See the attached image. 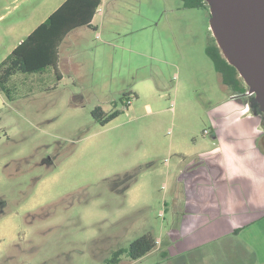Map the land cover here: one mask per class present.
<instances>
[{
  "label": "rangeland",
  "instance_id": "obj_1",
  "mask_svg": "<svg viewBox=\"0 0 264 264\" xmlns=\"http://www.w3.org/2000/svg\"><path fill=\"white\" fill-rule=\"evenodd\" d=\"M39 1L0 0L2 24ZM96 23L101 38L85 28L66 40L62 80L50 68L13 76L11 96L0 90V264H109L145 234L157 247L120 264L185 261L163 256L181 221L179 178L218 145L213 112L238 97L206 54L211 8L102 0ZM97 107L123 113L101 125Z\"/></svg>",
  "mask_w": 264,
  "mask_h": 264
},
{
  "label": "crops",
  "instance_id": "obj_2",
  "mask_svg": "<svg viewBox=\"0 0 264 264\" xmlns=\"http://www.w3.org/2000/svg\"><path fill=\"white\" fill-rule=\"evenodd\" d=\"M65 1L30 4L24 19L6 25L0 15V43L8 47L2 61ZM93 24L101 38L96 16ZM81 29L63 41L59 72L61 62L72 61L61 54L66 40ZM248 110L235 97L221 104L212 115L211 136L218 145L183 168L184 200L176 207L181 221L164 246L169 258L183 257V264L188 255L203 264H264V153L258 146L263 130L258 115Z\"/></svg>",
  "mask_w": 264,
  "mask_h": 264
},
{
  "label": "trees",
  "instance_id": "obj_3",
  "mask_svg": "<svg viewBox=\"0 0 264 264\" xmlns=\"http://www.w3.org/2000/svg\"><path fill=\"white\" fill-rule=\"evenodd\" d=\"M182 2L186 9L210 8L206 0H182ZM101 5L102 0H66L0 63V90L11 96L12 90L9 83L13 76L43 74L50 68H53L58 79L62 80L58 64L63 41L70 33L80 28L97 31L93 20ZM206 54L220 74L222 83L231 88L238 97L247 98L249 87L240 76L238 69L224 57L215 37H212V43L207 46ZM238 97L235 96V98ZM122 113V111L106 113L101 107H97L92 112L95 120L101 125H106ZM259 115L263 117L264 124V114ZM258 146L264 153V133ZM156 247L155 238L151 234H145L132 242L129 248L115 251L108 263L120 264L124 255L137 261ZM163 256L166 257L167 253L164 252Z\"/></svg>",
  "mask_w": 264,
  "mask_h": 264
},
{
  "label": "water",
  "instance_id": "obj_4",
  "mask_svg": "<svg viewBox=\"0 0 264 264\" xmlns=\"http://www.w3.org/2000/svg\"><path fill=\"white\" fill-rule=\"evenodd\" d=\"M211 28L224 57L244 79L252 108L264 112V0H206ZM256 115L259 111L254 109Z\"/></svg>",
  "mask_w": 264,
  "mask_h": 264
},
{
  "label": "built area",
  "instance_id": "obj_5",
  "mask_svg": "<svg viewBox=\"0 0 264 264\" xmlns=\"http://www.w3.org/2000/svg\"><path fill=\"white\" fill-rule=\"evenodd\" d=\"M254 95V93L253 92H251L250 90H248V92H247V97H252Z\"/></svg>",
  "mask_w": 264,
  "mask_h": 264
}]
</instances>
